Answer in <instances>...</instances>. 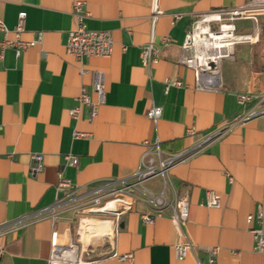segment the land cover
Masks as SVG:
<instances>
[{
	"label": "crops",
	"instance_id": "1",
	"mask_svg": "<svg viewBox=\"0 0 264 264\" xmlns=\"http://www.w3.org/2000/svg\"><path fill=\"white\" fill-rule=\"evenodd\" d=\"M74 1L0 0V21L7 28L0 30V42L14 38L20 12L25 13L20 37H41L19 55L0 47V225L51 205L58 171L78 186L129 179L142 167L146 152L161 159L187 151L164 175L142 183L133 208L117 223L110 216L92 217L97 237L90 240L89 254H83L87 264H208L206 248L211 246L219 247L214 264H264V253L253 250L250 231L264 229V114L233 123L242 109L236 94L264 92V36L257 43L236 44L232 57L220 61L216 90L195 89L192 70L178 62L192 13L249 0H81L89 13L86 27L113 34L109 57L81 62L64 47L74 27ZM153 3L159 12L151 21ZM173 13L181 17L173 21ZM259 20L264 22V15ZM260 30L264 33L262 23ZM151 34L156 43L161 35L171 41L148 67L140 49ZM81 66L87 72L80 73ZM98 74L104 86L101 99L93 90ZM167 79L186 85L165 90ZM81 86L95 114L82 105L74 118L69 110L77 105ZM152 105L162 109L156 120L146 116ZM74 130L89 136L74 137ZM32 153L43 157L35 175L29 172ZM66 154L75 155L77 163L68 164ZM161 191L169 201L187 197L183 235L167 215L152 223L143 220L153 208L147 194ZM208 191L218 194L220 207L205 205ZM257 211L262 212L260 222L255 217L247 221ZM76 223L77 214L64 211L0 233V264H47L51 231L56 228L65 241L74 235ZM184 238L196 250L177 259L173 244ZM114 252H131L133 260L120 261Z\"/></svg>",
	"mask_w": 264,
	"mask_h": 264
},
{
	"label": "built area",
	"instance_id": "2",
	"mask_svg": "<svg viewBox=\"0 0 264 264\" xmlns=\"http://www.w3.org/2000/svg\"><path fill=\"white\" fill-rule=\"evenodd\" d=\"M158 8L155 3L151 7V21H154ZM71 14L74 18V27L69 30L65 43V51L72 55L79 62L85 57H109L113 47V34L110 30H94L86 27L84 20L89 17V13L83 9V1L75 0L72 4ZM264 15V0H249L238 6L219 7L204 12L192 13L189 27L181 43L178 62L192 70L194 75L193 87L197 90H216L220 85L218 65L222 59L231 58L233 48L240 43H254L258 40L257 17ZM24 12L18 15V23L13 29L14 38L4 39L0 42V47H11L15 55H19L27 46L38 43L40 34L34 40H23L20 37ZM173 21L181 17V13H173ZM250 21V31H238L237 21ZM0 30L7 31L5 25L0 21ZM171 39L167 35H161L156 43L151 34L147 43L140 49V60L143 65L150 66L159 59L160 48L168 45ZM80 73L87 70L81 66ZM170 85L184 86L179 79H167L165 90ZM93 90L98 94L99 99L104 93V86L101 76L98 74L93 82ZM236 98L242 109L240 113L233 117L234 124H241L248 119L264 114V92H242L237 93ZM77 105L69 110L72 117L78 118L82 105L91 107V115L95 114V108L88 92L81 86L77 96ZM250 104L248 108L246 105ZM161 107L152 105L146 111V116L156 120L161 115ZM1 128V127H0ZM189 134L194 130L187 129ZM74 137H87L88 133L82 131L73 132ZM187 152V151H186ZM183 153L168 155L164 158L154 159L146 152L142 157V167L139 168L131 178L122 180H103L89 185L78 186L69 178L63 176L58 171L55 184L57 196L51 205L43 207L36 212L20 217L12 222L0 225V233L6 230H15L32 220L51 215L53 218L64 211H71L77 214V223L74 235H68L65 241L60 239L59 231L54 228L50 235V254L47 264H87L88 260L83 254H89V243L92 238H96L94 228V215L113 217L117 223L120 216L133 208L134 199L142 192L136 186L146 179L155 175H164L167 170L177 161L184 157ZM31 162L29 172L35 175L42 170L43 157L40 153L30 155ZM66 162L70 165L77 163L75 155L66 154ZM229 179L231 177L229 176ZM136 192H138L136 194ZM147 193H150L147 191ZM146 193V194H147ZM145 194V196H146ZM147 199L153 204L152 211L142 215L147 223H152L154 217L167 215L173 226L180 235H183V228L188 217V199L185 195H179L173 201L166 200L163 191L156 195L148 196ZM205 205L208 207H220L218 194L214 191L206 193ZM260 222L262 212L257 211L255 215H247V221L253 218ZM253 239V250L264 253V229L251 228ZM219 247H207L208 264H214ZM174 255L177 259H182L188 254H194L196 246L189 239H179L173 244ZM3 247L0 245V256ZM120 261L131 263L133 255L131 252L117 254L113 253Z\"/></svg>",
	"mask_w": 264,
	"mask_h": 264
},
{
	"label": "rangeland",
	"instance_id": "3",
	"mask_svg": "<svg viewBox=\"0 0 264 264\" xmlns=\"http://www.w3.org/2000/svg\"><path fill=\"white\" fill-rule=\"evenodd\" d=\"M257 21H258V26H259V28H258V32H259V34H258V40L256 41V43L261 39V37L262 36H264V33H262L261 32V30H260V25H261V23L262 24H264V22H262L261 20H259V17H257ZM239 24H241V23H239V22H236V25L238 26V31H250V29H251V23L250 22H244V21H242V24H244L243 26H239ZM257 26V27H258ZM243 27V30H240L241 28ZM260 30V31H259ZM157 178H159V177H157ZM160 179V178H159ZM143 183V182H142ZM142 183L141 184H138L136 187L138 188V189H140V190H142L143 189V186H142ZM138 192H136V194H137Z\"/></svg>",
	"mask_w": 264,
	"mask_h": 264
},
{
	"label": "bare ground",
	"instance_id": "4",
	"mask_svg": "<svg viewBox=\"0 0 264 264\" xmlns=\"http://www.w3.org/2000/svg\"><path fill=\"white\" fill-rule=\"evenodd\" d=\"M95 223V222H94ZM98 229V228H97Z\"/></svg>",
	"mask_w": 264,
	"mask_h": 264
}]
</instances>
